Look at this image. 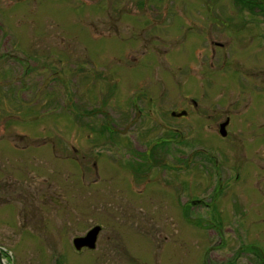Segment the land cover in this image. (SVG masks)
Wrapping results in <instances>:
<instances>
[{
  "label": "rangeland",
  "instance_id": "1",
  "mask_svg": "<svg viewBox=\"0 0 264 264\" xmlns=\"http://www.w3.org/2000/svg\"><path fill=\"white\" fill-rule=\"evenodd\" d=\"M262 69L264 0H0L5 264H216L233 254L240 264H264L254 256L264 253V153L254 155L248 139L249 114L264 124ZM102 76L111 78L112 121L138 92L154 97L158 124L142 137L144 116H136L127 136L108 133L116 146L89 141L98 117L74 108L102 95ZM175 109L190 117L172 120ZM230 118L223 138L219 125ZM170 128L187 140L156 146L163 165L153 173L167 167L174 184L132 187L138 141L146 148ZM189 154L185 167L179 160ZM236 154L246 162L240 177ZM189 199L204 204L182 207ZM96 226V249L78 252L74 241Z\"/></svg>",
  "mask_w": 264,
  "mask_h": 264
},
{
  "label": "flooded vegetation",
  "instance_id": "2",
  "mask_svg": "<svg viewBox=\"0 0 264 264\" xmlns=\"http://www.w3.org/2000/svg\"><path fill=\"white\" fill-rule=\"evenodd\" d=\"M76 70H79V68H77ZM259 71L262 72L263 75H264V69L259 70ZM76 72L79 75L81 73V70H80L79 73H78V71H76ZM106 73L109 74L110 71L100 70V75L101 74H106ZM103 78H104L105 82L103 84L104 88L100 91V94H102V95L98 99H94L95 102L92 104V106L90 105L88 107L89 109H87V108L84 109L82 107L83 106L82 103L79 104L78 102H76V105H75V108H74V111L75 110L78 111V113H79L78 115L81 116V117L88 116V117H91L92 119H96V118H94L95 116L98 117V122H97V119H96V122L100 123V125L98 126V129L93 128V131L91 130V134L88 135L89 141H94V140H91V139L92 138L96 139L98 137L96 140H100V138H101L103 140L102 142L105 143V144L107 143V145L116 143V141L118 140L119 136H127L126 132L128 131V129L133 127V125L135 124V123L133 124V119L136 122V120H135V119H137L136 116H138V117L144 116V118L142 120L139 119L140 123L136 124L138 126V128H140V130H139L140 133H137V134L142 135V137L144 136L142 134L144 131L151 130V129H153V127L155 125L158 124L156 122V120L153 118L154 114H155V100H154V97H152L150 94H147L148 96L143 97L142 93H138V92H136L133 95V98H132L133 100L130 101L127 104L126 109L122 111V113L118 117V119L112 121V118L110 117V115L105 114V111H106L105 108L109 104L108 98H109V96L111 94V89H109L107 87L111 83V78L110 77H103ZM77 87H78V85H77ZM93 97L96 98L97 96H93ZM193 103H194L195 106H197L196 102H193ZM253 108L257 109V107L253 106L251 110H253ZM184 111H186V110H183V109L182 110H180V109L172 110L171 113H170V115L172 117V120L180 121V120L188 119V117H190L189 116V112H187L188 115L185 114L184 116H179ZM250 112H252V111H250ZM236 115H237V112H236ZM228 118L229 117H227V119ZM233 120H234V118H230V123L232 121V124H231V126H229L230 123H228L229 125L226 126L227 135L224 136V137L222 136L223 138H228L229 137L228 129L230 127L231 128L234 127V121ZM259 120H260V118H257L256 119V123ZM150 122H152V123L150 124ZM248 122H249L248 123V127H249L248 129L250 130V133L248 135V139L253 143V146L255 147L253 153L256 156H261V158H263L261 153L262 152L264 153V136L263 137L256 136L257 135L256 134V129H258V130L261 129V128L264 129V124L262 126H260V125H256V123L251 122L250 114L248 115ZM224 123L225 122H223V123H221L219 125V134L221 132V126ZM94 125L95 124L90 123L88 126L89 127H94ZM241 125H242V123L239 122V126L240 127H241ZM111 126H114V127H111ZM115 127H120V128L117 129ZM114 131H121V132L117 133V132H114ZM166 131L170 134V136H168V137L166 136L167 138L160 139V140H158L156 142L155 141L151 142L150 144L146 145V148H144V144L142 143L143 140H142V137H141V141L139 140L138 144L136 145V148L141 150V152H139V153H137L135 151V146L132 147V153H137L136 165L132 164L133 168H130V169H132L134 171V173L131 176V182H130V185L132 187L133 186H136V187L137 186H143V185H145V187H147V186L149 187L150 183H152V180H155V179L158 178V175H156V177L154 176L153 170L155 168L157 169L160 166V164H162V163L157 161L159 157H157V155L155 153H153V149L156 146H162V145H164L166 143H168V144H172V143H175V142L183 143V142H185L187 140L185 138V136L183 135V133L177 128L166 129ZM109 132H113V133L118 135V137L115 139V141L112 140L111 136H108ZM258 133H260V132H258ZM231 136H232V134H231ZM235 136L236 137H235L234 142H235L236 148L238 149L239 148V144L241 143L240 142V137H238V134H236ZM164 137H165V135H164ZM257 140H258L259 144L257 143ZM77 144H78V140H77ZM140 144H142V145L140 146ZM74 150H75L74 152L78 155L79 148L74 147ZM120 150L123 151V148L120 147ZM202 152H203V149H202ZM124 153L127 155L128 150L124 151ZM152 154H154V155L152 156ZM139 155H142L144 157V160L142 162H139L137 160L139 158ZM96 156L101 157L100 154H97ZM190 156H191L190 154L188 156L187 155L184 156L183 160H179V162L182 165H184L185 167H189L190 164H191V159H192V157H190ZM234 158H235L236 163L233 164V167H232L233 168V173H236L237 177H240L241 174H244V167H245L246 162H243L241 157L238 156V154H236L234 156ZM251 161L252 162H250V163L256 165L257 167L258 166L260 168L263 167V165L257 164L254 161V158L251 159ZM166 162L167 161H164V163H166ZM129 163H131V160H129ZM217 163H219V162L216 160V164ZM92 167L93 168L97 167V159L94 162L92 160ZM162 170H163V173L160 172L159 178H158L159 180L163 179L162 186L164 184H174V181H171V180H175V179L172 178L170 181H168L169 178L164 176L165 175L164 172L166 170H169V169L167 167H164V168H162ZM181 184H188V182L182 181ZM143 190L144 189L140 190V192H142ZM148 190H149V188H148ZM146 195H145L146 197L142 198V203L144 204L146 202V204L148 205L150 201H153L155 199V196H153L154 193H152V192L149 193V194L147 193ZM200 204H204V201L203 200H192V199H189V200H187V202L182 204V207H189V206H192V205L196 206V205H200ZM139 206L143 207V205H139ZM150 206H153V205H150ZM98 239H99V237H98ZM95 249H89V248L85 247V248H82V250H80L78 252L81 253L83 251H86V252L87 251H94ZM254 254H255L254 256H259L258 260L264 259V253L263 252L254 253ZM239 259H240L239 254H237V256H235V254H233V255H231V257L227 256L225 258H221V260H219V262H216V264H240ZM251 261H252V259L250 260V264H251ZM204 264H210V263L208 262V260L206 262V259H204Z\"/></svg>",
  "mask_w": 264,
  "mask_h": 264
},
{
  "label": "water",
  "instance_id": "3",
  "mask_svg": "<svg viewBox=\"0 0 264 264\" xmlns=\"http://www.w3.org/2000/svg\"><path fill=\"white\" fill-rule=\"evenodd\" d=\"M185 114H186V112H182L179 116H183ZM226 126H227V123H224L222 125V129H221V132H220V134L222 136H226L227 135ZM100 231H101V228L100 227H96L92 231H90L86 237L77 238L74 241V245H75L76 249L80 250V249H82L85 246L89 247L90 249H94L96 247V243H97V239H98ZM0 263L1 264H5V262L3 261L1 249H0Z\"/></svg>",
  "mask_w": 264,
  "mask_h": 264
},
{
  "label": "bare ground",
  "instance_id": "4",
  "mask_svg": "<svg viewBox=\"0 0 264 264\" xmlns=\"http://www.w3.org/2000/svg\"><path fill=\"white\" fill-rule=\"evenodd\" d=\"M86 248H89V247L86 246ZM89 249H90V248H89Z\"/></svg>",
  "mask_w": 264,
  "mask_h": 264
},
{
  "label": "trees",
  "instance_id": "5",
  "mask_svg": "<svg viewBox=\"0 0 264 264\" xmlns=\"http://www.w3.org/2000/svg\"><path fill=\"white\" fill-rule=\"evenodd\" d=\"M257 251V250H256ZM256 251H254V252H256ZM258 252V251H257Z\"/></svg>",
  "mask_w": 264,
  "mask_h": 264
}]
</instances>
